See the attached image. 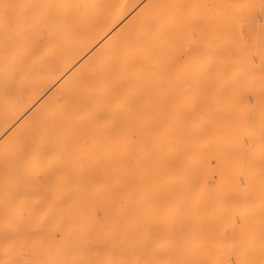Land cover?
<instances>
[{
    "label": "bare ground",
    "instance_id": "1",
    "mask_svg": "<svg viewBox=\"0 0 264 264\" xmlns=\"http://www.w3.org/2000/svg\"><path fill=\"white\" fill-rule=\"evenodd\" d=\"M114 6L111 111L0 117V264H259L264 0Z\"/></svg>",
    "mask_w": 264,
    "mask_h": 264
},
{
    "label": "rangeland",
    "instance_id": "2",
    "mask_svg": "<svg viewBox=\"0 0 264 264\" xmlns=\"http://www.w3.org/2000/svg\"><path fill=\"white\" fill-rule=\"evenodd\" d=\"M5 4L10 7L6 16L0 8V117L111 111L114 0H0ZM64 51L67 57L46 71Z\"/></svg>",
    "mask_w": 264,
    "mask_h": 264
},
{
    "label": "snow or ice",
    "instance_id": "3",
    "mask_svg": "<svg viewBox=\"0 0 264 264\" xmlns=\"http://www.w3.org/2000/svg\"><path fill=\"white\" fill-rule=\"evenodd\" d=\"M10 6L5 4V5H0V8H2L4 10V15L6 16L7 15V9L9 8ZM261 32L264 33V20H261ZM4 242L6 244H8V248L6 249V251L10 250L12 245L11 243H9V240L7 237H5V240ZM8 264H15V262H8ZM247 264V262H246ZM259 264H264V249H262V252H261V260L259 261Z\"/></svg>",
    "mask_w": 264,
    "mask_h": 264
}]
</instances>
